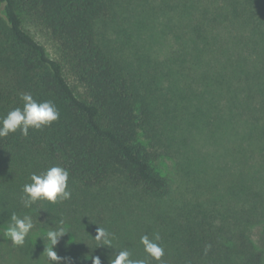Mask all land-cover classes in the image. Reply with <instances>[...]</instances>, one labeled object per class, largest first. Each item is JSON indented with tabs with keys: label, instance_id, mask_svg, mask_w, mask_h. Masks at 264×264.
I'll return each instance as SVG.
<instances>
[{
	"label": "trees",
	"instance_id": "16d2710c",
	"mask_svg": "<svg viewBox=\"0 0 264 264\" xmlns=\"http://www.w3.org/2000/svg\"><path fill=\"white\" fill-rule=\"evenodd\" d=\"M181 6V74H197L204 89L213 87L218 107L226 95V116L233 129L242 127L234 148L241 172L231 184L235 194L240 188L242 202L231 207L229 232L210 222L215 206L198 203L200 209L186 211L163 232L161 244L173 256L150 264H264V0H184ZM107 7L105 0H0V117L22 107L25 92L54 101L60 110L58 120L30 128L27 137L19 130L0 137V155L29 152L51 167L67 168L69 180L86 189L120 173L144 195L162 198L170 184L143 141L148 115L138 82L96 28ZM26 20L48 32L58 58L25 27ZM63 249L58 264H93L97 256L70 257Z\"/></svg>",
	"mask_w": 264,
	"mask_h": 264
},
{
	"label": "rangeland",
	"instance_id": "374dc122",
	"mask_svg": "<svg viewBox=\"0 0 264 264\" xmlns=\"http://www.w3.org/2000/svg\"><path fill=\"white\" fill-rule=\"evenodd\" d=\"M105 1L108 7L97 21V31L138 82L148 115L143 141L153 153L156 168L168 178L169 193L162 198L146 196L116 173L103 186L92 189L69 180L70 200H38L25 208L23 186L31 183L33 173L49 169L51 162L13 149L0 155V264H51L44 253L45 241L39 236L46 237L47 230L57 227L60 220L69 233L56 246L59 255L64 247L67 251L63 253L70 257L95 254L110 259L118 249H127L133 257L152 259L144 251L141 236L151 238L159 233L162 241L163 232L172 229L186 211L199 208L198 203L202 208L215 206L210 222L229 232L231 207L238 208L242 202L240 188L235 186L237 194L231 189L241 172L234 148L241 143L242 127L233 129L226 116V95L219 98L222 107H218L213 87L204 89L199 75L191 71L189 78L181 74L176 60L181 50L176 38L182 31L184 0ZM25 27L50 56L59 57L56 43L41 25L26 20ZM68 77L76 87V79L69 73ZM12 212L32 216L35 224L23 246L14 247L3 235ZM100 226L112 233L113 246L98 245L101 242L95 235ZM96 245L101 249L95 251ZM171 256V248L164 247L160 260Z\"/></svg>",
	"mask_w": 264,
	"mask_h": 264
},
{
	"label": "clouds",
	"instance_id": "9594fccd",
	"mask_svg": "<svg viewBox=\"0 0 264 264\" xmlns=\"http://www.w3.org/2000/svg\"><path fill=\"white\" fill-rule=\"evenodd\" d=\"M20 99L23 102L22 107H16L10 110L6 116L0 117V137H7L17 130L27 137L30 128L40 130L60 118V110L52 100L37 101L30 92L22 93ZM69 176V170L60 165L52 166L40 174L33 173L30 178L31 183L23 186L25 195L21 198V202L24 207L30 208L38 200H47L52 203L70 200L72 192L68 184ZM10 219L11 223L7 225L3 235L11 239L14 247L23 246L26 237L35 227L33 218L27 214L21 217L12 212ZM53 222L55 223V221ZM67 233L69 232L64 227V221L60 220L57 227L47 230L46 237L39 236L45 241L44 253L48 260L54 264H58L64 259L58 255L56 246ZM95 239L101 242L98 245L113 246L112 233L104 227L97 228ZM160 241L159 233H155L151 238L148 234L140 238L144 251L156 261H159L164 255V247ZM118 250V253L114 254V258H110V264H150V260L147 258L133 259L132 253L127 249ZM93 264H102L99 256L93 258Z\"/></svg>",
	"mask_w": 264,
	"mask_h": 264
}]
</instances>
